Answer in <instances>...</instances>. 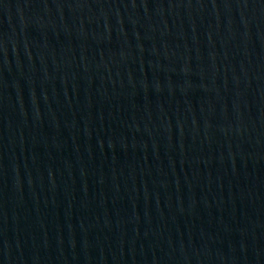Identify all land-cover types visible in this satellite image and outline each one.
<instances>
[{"label":"water","instance_id":"obj_1","mask_svg":"<svg viewBox=\"0 0 264 264\" xmlns=\"http://www.w3.org/2000/svg\"><path fill=\"white\" fill-rule=\"evenodd\" d=\"M0 264H264V0H54L4 39Z\"/></svg>","mask_w":264,"mask_h":264}]
</instances>
